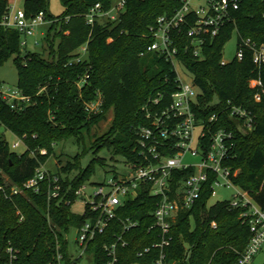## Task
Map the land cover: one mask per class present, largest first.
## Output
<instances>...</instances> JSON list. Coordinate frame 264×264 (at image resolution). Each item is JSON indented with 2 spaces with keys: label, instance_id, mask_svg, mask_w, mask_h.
<instances>
[{
  "label": "trees",
  "instance_id": "trees-1",
  "mask_svg": "<svg viewBox=\"0 0 264 264\" xmlns=\"http://www.w3.org/2000/svg\"><path fill=\"white\" fill-rule=\"evenodd\" d=\"M235 23L227 24L214 38H207L202 47V58H195L184 46L189 40L181 38L177 61L186 67L195 85L201 90V103L227 101L251 111L255 117L252 132L236 134L231 156L225 163L238 170L233 182L247 191L254 202L264 207V95L254 100L257 91L252 82L260 80L264 87V66L258 70L252 61V52L221 65L222 50L235 32L264 45V0H237ZM63 12L58 17L48 13V0H25L22 9L28 19L42 12L49 28L42 38L41 51H22L20 34L0 25V67L14 56L17 69V89L33 104L22 111L12 110L0 99V126L22 141L23 152L17 153L0 133V172L11 185L22 186L33 177L35 170L44 165L53 154L55 143L74 138L84 142V133L113 113L110 128L103 137L92 142L96 148H112L115 153L132 157L136 140L134 129L147 121L140 113L146 97L167 86L175 90L173 63L148 53L140 56L152 42L149 28L161 15H171L181 7L183 0H125L123 12L111 21L102 18L91 27L85 15L97 3L108 11L113 0H60ZM9 0H0V20L8 11ZM87 44L84 61L66 65L76 50ZM90 74L81 91L76 87L79 77ZM168 83H165V77ZM102 96V111L87 116L84 103ZM215 108L208 107L209 115ZM225 115V114H224ZM227 117L226 115L223 116ZM223 118V119H224ZM90 139V137H89ZM46 150L40 155V150ZM33 153V155H32ZM95 159L81 169L78 156L59 167V197L48 199L49 183L41 184L38 193L23 191L7 199L0 192V264H74L68 253L66 234L71 227L78 228L85 215L77 216L71 205L78 200L76 191L93 174ZM78 171L73 179L67 175ZM66 175L62 178L60 174ZM192 171L182 172L186 176ZM209 179L194 206L179 214L172 227V242L166 249V261L175 264H235L246 248L250 233L247 224L239 218L240 210L231 209L227 201L209 205ZM3 179L0 174V185ZM156 200L143 188L139 196L128 201L119 213L120 218L138 222V227L124 234L126 247H118L117 264H153L157 250L143 257L138 253L157 241L152 212ZM215 223L213 228L211 223ZM118 221L110 223L101 235L88 245L86 252L95 264H106L103 246L121 233ZM12 250V256L7 249Z\"/></svg>",
  "mask_w": 264,
  "mask_h": 264
},
{
  "label": "built area",
  "instance_id": "built-area-1",
  "mask_svg": "<svg viewBox=\"0 0 264 264\" xmlns=\"http://www.w3.org/2000/svg\"><path fill=\"white\" fill-rule=\"evenodd\" d=\"M9 3L8 11L0 20V25L14 29L20 34V48L22 51L29 47H39L36 39V29L46 23L42 12L28 19L24 10H13ZM125 0L113 3L108 11H103L99 3L95 4L85 15V22L93 26L96 21L108 18L116 20L123 12ZM237 0H183L180 8L171 15L159 16L154 25L149 28L152 42L146 50L148 53L163 57L174 63L179 53V41L186 38L184 50L189 51L195 58H202V47L207 38L216 37L227 24H234V13L238 10ZM264 18V16H263ZM48 23V22H47ZM42 35V33H41ZM87 44L79 47L66 65L78 64L87 56ZM245 51L252 52V61L258 70L264 66V45H258L248 38H240L237 43L236 58L243 59ZM178 62V61H177ZM221 60V65H225ZM175 78L172 84L173 92L167 86L164 90L149 94L140 113L147 121L145 126L134 129L136 140L132 149V157L125 162L126 170L120 175L107 179L100 184L92 195L87 196L85 186H81L76 195L83 201L86 216L85 222L77 228L76 244L81 256L88 245L105 232L113 221L121 225V233L114 235L112 243L104 245L107 257L106 264H117L118 247H126L124 234L138 227V222L130 218H120L119 213L128 201L139 196L141 188L156 200L152 212L153 224L150 229L157 231V241L138 253L143 257L150 250L156 249L157 256L153 264H175L166 261V249L172 242V227L179 214L191 209L199 199L203 185L212 180L211 198L215 196V188L233 189L228 203L229 208L240 210V220L247 224L250 238L244 251L239 254L235 264H250L264 248V207L257 205L247 191L240 189L233 182L238 170H232L225 163L231 156L236 134L246 135L255 127V117L251 111L227 101L223 107L218 102L201 103V90L195 85L192 75L184 65L182 68L190 78L181 76L173 64ZM90 74L86 72L78 78L76 87L82 90ZM168 83V77H165ZM257 91L254 100L259 102L264 95V87L260 80L252 82ZM0 99L10 105L12 110L22 111L33 104L30 97H26L15 90L6 89L0 83ZM208 107L215 108L206 115ZM84 110L88 117L102 111V96L84 103ZM227 117H223L225 115ZM224 118V119H223ZM22 141L11 146L16 150L22 146ZM45 155L46 150L39 151ZM33 155V153H32ZM197 158V162H188L186 157ZM192 171L186 176L182 172ZM49 183L48 199L59 197L61 185L59 177L43 170V165L35 170L32 178L22 186L11 184L0 185V192L9 199L25 191L38 193L41 184ZM90 198L86 201V198ZM213 228L216 224L211 223ZM12 256V250L7 249ZM59 264H64L61 256Z\"/></svg>",
  "mask_w": 264,
  "mask_h": 264
},
{
  "label": "rangeland",
  "instance_id": "rangeland-1",
  "mask_svg": "<svg viewBox=\"0 0 264 264\" xmlns=\"http://www.w3.org/2000/svg\"><path fill=\"white\" fill-rule=\"evenodd\" d=\"M25 0H15L14 5H12L13 10L23 7V3ZM48 13L53 17H58L63 12V7L61 5L60 0H48ZM120 0H113V3H117ZM49 28V23H44L36 29V39L42 44V38H44L47 30ZM42 33V35H41ZM237 43L238 37L234 32L230 39L225 43L222 50V61L225 63L232 62L237 53ZM29 51L31 52H39L41 51V46L33 48L29 47ZM14 56L8 59L1 67H0V83L6 88L10 90H15L17 88V69L14 65ZM177 72L183 76L184 78H190L188 73L184 68L181 67V64L177 61L173 63ZM113 120V113L111 110L106 115L104 120H101L97 125L92 126L90 133H84V142L78 144L74 138L68 139L65 141H60L54 144L53 146V154L50 155L44 165L43 170L49 172L52 175L59 174V167L65 166L68 162H72L76 156L79 159V165L81 169H85L88 167L93 160L100 159L101 162L94 163L93 169L94 172L90 176V178L85 181L83 186H85V192L87 196L92 195L94 191H96L97 187L102 184L103 181L110 179L116 175H120L126 170L125 167V156L121 154L115 153L112 148L100 147L96 148L92 146V142H94L97 138L103 137L105 133L110 128L111 122ZM0 133L4 134L5 139L12 146L13 144L18 142V139L11 135L8 131H6L3 127L0 126ZM90 137V139H89ZM23 147L19 146L15 151L17 153L23 152ZM188 162H197V158H190L189 156L185 159ZM1 177L3 179V184H10V181L7 177L0 172ZM78 171H73L69 175L68 178L73 179L77 176ZM62 178H65L66 175L60 174ZM231 194H233V189H225L221 187L215 188V196L212 197L209 201V205H213L218 201L229 200ZM90 198H86V201H89ZM85 210V204L83 201L76 200L74 204L71 205V211L77 216L83 215ZM77 238V228L71 227L66 234L68 253L71 256L72 261H76L74 264H95L93 260V256L84 252L81 256L79 255V249L76 244ZM250 264H264V248L255 255L254 259Z\"/></svg>",
  "mask_w": 264,
  "mask_h": 264
},
{
  "label": "crops",
  "instance_id": "crops-1",
  "mask_svg": "<svg viewBox=\"0 0 264 264\" xmlns=\"http://www.w3.org/2000/svg\"><path fill=\"white\" fill-rule=\"evenodd\" d=\"M15 0H9V3L14 5Z\"/></svg>",
  "mask_w": 264,
  "mask_h": 264
}]
</instances>
